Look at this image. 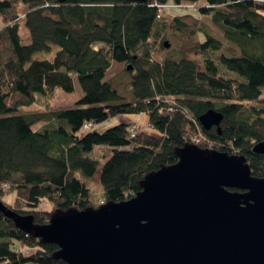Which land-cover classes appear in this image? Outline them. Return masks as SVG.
Instances as JSON below:
<instances>
[{
	"label": "trees",
	"instance_id": "trees-1",
	"mask_svg": "<svg viewBox=\"0 0 264 264\" xmlns=\"http://www.w3.org/2000/svg\"><path fill=\"white\" fill-rule=\"evenodd\" d=\"M0 0V201L6 207L47 224L55 210L93 207L86 182L96 174L94 148H108L100 168V204L134 197L140 182L160 166L176 164L185 143L200 149L241 155L250 174L264 177V155L252 152L264 140V5L253 0H157L192 6L180 15L144 3L122 0ZM20 7L24 12H20ZM204 20L214 24L223 44ZM23 22L29 44L21 43ZM195 30L202 39L184 52L172 51L160 63L150 59L148 42L166 32ZM168 44V43H167ZM94 45L101 48L93 50ZM54 48L56 50L54 51ZM52 61H33L52 53ZM199 55L202 68L186 55ZM112 63L129 73L132 100L125 102L106 81ZM79 84L82 97L65 110L23 113L41 98L53 99ZM162 99H174L170 108ZM223 115L220 130L204 131L197 118L207 110ZM145 114L158 137L136 133L120 123L103 132L91 126L119 114ZM41 124L37 130L34 125ZM89 129L84 130V125ZM8 188H4V186ZM52 205L37 210L40 200ZM23 248L34 249L25 256ZM58 248L38 244L0 213V264H65L52 258Z\"/></svg>",
	"mask_w": 264,
	"mask_h": 264
},
{
	"label": "water",
	"instance_id": "water-1",
	"mask_svg": "<svg viewBox=\"0 0 264 264\" xmlns=\"http://www.w3.org/2000/svg\"><path fill=\"white\" fill-rule=\"evenodd\" d=\"M222 118L209 109L197 122L219 132ZM252 152L264 155V140ZM175 154L176 164L146 174L122 202L55 210L43 225L1 201L0 213L56 246L52 258L65 264H264V177L251 175L241 155L190 143Z\"/></svg>",
	"mask_w": 264,
	"mask_h": 264
},
{
	"label": "rangeland",
	"instance_id": "rangeland-1",
	"mask_svg": "<svg viewBox=\"0 0 264 264\" xmlns=\"http://www.w3.org/2000/svg\"><path fill=\"white\" fill-rule=\"evenodd\" d=\"M168 8H166L167 11L172 10L173 8L170 7V3H167ZM24 8L20 7L19 11H23ZM192 9L190 10L187 9H179L177 10V15H180L181 13H190ZM204 25H207L208 28L211 30V34L215 35V37L220 40L223 44L229 45L228 42L223 39V36L221 35V32L218 30V28L214 25L211 24L209 21L204 20L203 22ZM20 36L21 43L24 45L29 44V33L27 32L26 28L23 25V22L20 23L18 32ZM200 36V37H199ZM197 34L195 30H191L185 34H178L177 32L173 31L172 26L169 27V29L166 32V37H167V43L168 47L164 48V46L161 43V38L160 37H151L150 41L148 42V49H150V59L153 62H158L163 60V58L171 53L172 51L176 52H184L186 49L191 48L193 45L197 43L198 38H203V36ZM56 48H54V51ZM54 51L52 53H35L32 56L33 61H41V60H46V61H52V58L54 56ZM186 58L190 60H194L197 64V68L202 71V58L199 55H186ZM106 81L111 83L112 87L116 90L117 93H119L123 98L125 102H129L132 100V95L130 93L129 89V81H130V76L129 73L124 72V65L123 64H115L112 63V66L110 69L107 71V76H106ZM75 90L72 93H65L62 92L60 89H55L54 93V98L53 99H40L38 102L32 104V106L24 108L23 113L25 114H33L34 112H43V111H54V110H65V109H72L75 106V102L82 97L81 89L79 87V84L75 81ZM132 116H138L137 114H119L118 116H112L109 117V119L99 122L98 124H94L91 126L90 130L93 132H103L105 130H108L111 127H114L115 125H120V123H125L126 119H129ZM146 116V115H145ZM145 116H141V121L144 119ZM147 120V119H146ZM147 122V121H146ZM145 129H146V134L158 137V133L152 128H150L147 123L145 124ZM41 124L34 125L32 127V130H37L39 129ZM143 125H141V122L139 124V128L137 132L142 131ZM101 153H94V156L96 159L101 160L100 157ZM100 168H101V163L99 168L97 169L98 171L96 172L95 176L90 179V181H87L86 184L90 188L91 196H90V203H92L93 207H97L100 204V200L102 197L101 188L99 185L98 177L100 173ZM97 182V183H96ZM15 196L12 191L6 192L4 194V197L2 198V202L6 203L7 205L12 204L14 201ZM37 210L41 212H48L51 210L52 205L48 202L46 199L40 200L38 204ZM23 254L25 256H31L34 253V249L30 248H23L22 250Z\"/></svg>",
	"mask_w": 264,
	"mask_h": 264
},
{
	"label": "built area",
	"instance_id": "built-area-1",
	"mask_svg": "<svg viewBox=\"0 0 264 264\" xmlns=\"http://www.w3.org/2000/svg\"><path fill=\"white\" fill-rule=\"evenodd\" d=\"M254 2H256V3H258V4H263L264 5V0H253ZM169 3V2H168ZM150 6H153V7H155L156 8V10H157V19L158 18H160L161 16V13L164 11V10H166V8H168V6L169 5H167V3H161V2H158L157 0H151V3L149 4ZM170 7H172V8H174V9H187V10H190V8L193 10L194 8L192 7V6H190V7H185V6H183V5H179V6H176V5H170ZM99 48H101V46H99V45H94V47H93V50L95 51V50H97V49H99ZM157 100H160L159 102H165V104L167 105V106H169L170 108H173V107H177V103L174 101V99H167V98H165V99H162L161 100V98L160 97H157ZM84 127V130H86L87 131V129H89L90 127H89V124H87V125H84L83 126ZM136 128H135V126H131V128L129 129V136H130V138H134L135 137V135H136ZM4 188H8V186H4ZM101 202V201H100ZM103 203V202H102ZM25 264H31L30 262L29 263H25Z\"/></svg>",
	"mask_w": 264,
	"mask_h": 264
},
{
	"label": "crops",
	"instance_id": "crops-1",
	"mask_svg": "<svg viewBox=\"0 0 264 264\" xmlns=\"http://www.w3.org/2000/svg\"><path fill=\"white\" fill-rule=\"evenodd\" d=\"M177 10L178 9H172V10H169V11H167L168 13L170 12V13H173V14H178L177 13ZM165 11V10H164ZM198 36H199V34H198ZM200 37V36H199ZM201 38H198L197 40H200ZM198 42V41H197ZM145 116V114H143V113H141V114H139L138 116H132V117H130L129 119H126L125 120V123H122V124H125V125H132V126H135V128H136V132H137V130H138V128H139V124H140V122H141V125H143V129H142V131H138L137 133H144V134H146V129H145V125H144V123L146 124L147 122V117L145 116L144 117V119L141 121V116ZM148 135V134H147ZM151 136V135H150ZM109 149L108 148H105V147H103V146H99V147H95L94 148V153H101V155H100V157H101V160H99V162L101 163V166L104 164V162L107 160L105 157H107L108 155H109ZM94 153H93V156H94ZM95 157V156H94ZM100 163H99V166H100ZM99 168V167H98ZM97 168V169H98ZM95 176V175H94ZM93 176V177H94ZM92 177V178H93ZM99 178V177H98ZM97 183V182H96Z\"/></svg>",
	"mask_w": 264,
	"mask_h": 264
}]
</instances>
